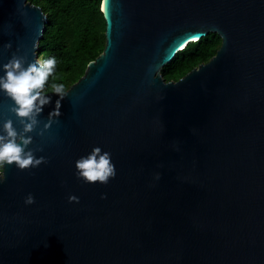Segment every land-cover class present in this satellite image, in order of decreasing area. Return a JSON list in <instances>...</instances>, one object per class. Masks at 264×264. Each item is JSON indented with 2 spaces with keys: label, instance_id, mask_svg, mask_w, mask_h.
I'll use <instances>...</instances> for the list:
<instances>
[{
  "label": "water",
  "instance_id": "95a60500",
  "mask_svg": "<svg viewBox=\"0 0 264 264\" xmlns=\"http://www.w3.org/2000/svg\"><path fill=\"white\" fill-rule=\"evenodd\" d=\"M101 11L102 52L41 137L59 98L44 93L29 134L48 163L5 165L0 264H264V0H102ZM46 24L29 0H0V75L13 53L38 58ZM209 33L215 55L166 81L161 69ZM12 103L0 91V131L8 119L21 130ZM93 147L116 167L106 185L76 178Z\"/></svg>",
  "mask_w": 264,
  "mask_h": 264
},
{
  "label": "clouds",
  "instance_id": "9594fccd",
  "mask_svg": "<svg viewBox=\"0 0 264 264\" xmlns=\"http://www.w3.org/2000/svg\"><path fill=\"white\" fill-rule=\"evenodd\" d=\"M4 47L10 49L12 45L9 42ZM33 48H38L37 42ZM33 55H36L35 51ZM56 63L55 57L45 60L36 58L29 62L26 56L13 53L8 62L2 65L4 74L0 75V91L13 102L9 111L17 117L21 130L18 131L14 127L11 119L3 123L2 131H0V168H3L4 171L0 174V184L7 179L5 165L12 166L14 164L23 171L48 163L46 157L35 155L36 151H43L42 147L29 148V145L33 143V137L29 134L37 129L41 123L38 117L43 109L51 103L52 97L44 94V90L49 77L53 76L55 72ZM25 64H27L26 67ZM50 88L52 93L59 98L55 101L54 109L49 112L43 129L37 133L41 137L53 124L59 123V117L62 115L61 101L68 95L63 83L53 82ZM75 169L76 178L87 184L99 182L106 185L110 179H114L117 175L111 153L102 151L100 147H93L90 153L77 159ZM154 178L159 180L160 174L156 173ZM106 198V195L101 196V199ZM68 200L69 203H79V198L75 195L69 196ZM24 203L26 205L34 204V196L28 194Z\"/></svg>",
  "mask_w": 264,
  "mask_h": 264
},
{
  "label": "trees",
  "instance_id": "16d2710c",
  "mask_svg": "<svg viewBox=\"0 0 264 264\" xmlns=\"http://www.w3.org/2000/svg\"><path fill=\"white\" fill-rule=\"evenodd\" d=\"M41 7L47 24L38 43L40 60L56 58V69L49 77L44 93L52 92L50 85L63 83L67 90L84 73L105 45V20L102 0H29ZM221 45L217 33H209L188 43L161 69L166 81H176L199 64L213 57ZM1 170V168H0Z\"/></svg>",
  "mask_w": 264,
  "mask_h": 264
},
{
  "label": "rangeland",
  "instance_id": "374dc122",
  "mask_svg": "<svg viewBox=\"0 0 264 264\" xmlns=\"http://www.w3.org/2000/svg\"><path fill=\"white\" fill-rule=\"evenodd\" d=\"M36 52H37V50H35V53H36ZM38 59H40L39 56H38Z\"/></svg>",
  "mask_w": 264,
  "mask_h": 264
}]
</instances>
